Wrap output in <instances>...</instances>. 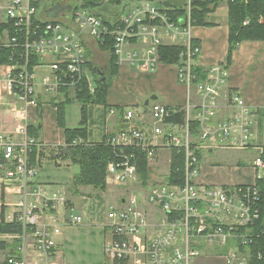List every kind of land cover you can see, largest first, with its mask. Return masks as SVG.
Returning <instances> with one entry per match:
<instances>
[{
    "label": "built area",
    "instance_id": "1",
    "mask_svg": "<svg viewBox=\"0 0 264 264\" xmlns=\"http://www.w3.org/2000/svg\"><path fill=\"white\" fill-rule=\"evenodd\" d=\"M35 1L0 3V23L8 25L0 30V50H9L8 62L0 63V91L10 92L15 98L14 107L20 111L30 103L37 106L40 91L53 100L64 99L66 95L72 98L77 86L84 82L93 92L95 77L85 47L88 39L99 44L104 37L111 36L118 64L126 63L142 70H150L160 62L158 46L171 44L185 48L182 61L177 63V77L189 89L194 88L195 99L187 100L183 108H171L158 101H151L145 107L152 119V134L160 136V143L148 144L143 131L130 123L106 140L120 148L116 158L107 164L106 181L111 178L117 184L137 182L135 154L128 149L144 152L149 163L156 146L162 145L183 150L184 184H169L164 178L163 183L150 187L144 196L130 194L122 199V206L112 208L105 237L108 260L112 264L120 259L126 260V264H248L253 241L251 225L259 216L257 181L233 186L193 181L199 167L196 151L215 147L247 149L252 144V133L249 107L237 89L230 90L226 98L230 114L217 118L227 78L226 62L213 64L206 70L204 80L193 83L190 66L196 64L200 47L198 43L192 44L190 0L186 16L176 20L167 7L148 0L135 3L112 28L80 7L69 11L65 23L54 19L39 21L35 17ZM218 1L228 4L236 0ZM253 18L264 24V14H260L246 17L242 25L249 24ZM32 56L38 63L30 66ZM38 66H45L48 71L38 73L35 70ZM177 113L182 114L181 123L167 122ZM133 115L134 109H127L124 119L129 121ZM166 122L169 126L164 129ZM192 123L198 124L196 136L192 134ZM21 133L20 142L0 134L1 190L15 196L11 203L15 210L5 221L22 226L17 235L21 239L19 254L10 255L6 263L57 264L53 237L60 232L61 225L79 223L81 216L71 213L58 224L52 210L55 204L64 205L65 198L62 194L48 195L35 182L39 165L30 166L28 154L36 141L27 135L26 125ZM258 151L253 164L260 179L264 178V147H258ZM149 205L158 211L156 217L162 228L145 235L150 224ZM10 236L11 240L15 237Z\"/></svg>",
    "mask_w": 264,
    "mask_h": 264
},
{
    "label": "crops",
    "instance_id": "2",
    "mask_svg": "<svg viewBox=\"0 0 264 264\" xmlns=\"http://www.w3.org/2000/svg\"><path fill=\"white\" fill-rule=\"evenodd\" d=\"M5 0H0L2 4ZM106 0H51L49 8L44 11V18L39 21L50 19L57 20L63 16L69 20V11L75 2L83 4L86 2H103ZM58 2L61 9L58 13L52 10V5ZM38 9V7H37ZM55 15H51L54 14ZM208 25H192L191 38L199 44L200 52L195 61L196 64L207 70L210 66L220 62H226L228 51V6L225 3L219 5L207 15ZM86 51L89 48L90 56L88 64L92 73L95 74L94 67L102 71L107 66V58L102 57L99 44L92 39L86 40ZM98 55L102 57V62H95ZM45 66L36 67V72H47ZM177 64H165L159 62L150 70H142L138 66L118 64L117 74L112 78L106 95L108 107L102 104L90 103L87 105V141L99 142L107 135H114L124 129L129 123L143 131L145 141L148 144L153 142L160 143V136L152 134L153 123L144 104L145 100L151 96H156L158 101L171 108H183L187 100L195 99L194 88L190 89L187 85L179 82L177 77ZM97 75V74H96ZM237 89L248 105L250 110V131L252 133V144L247 149H235L230 147H215L201 149V159L197 173L193 177L196 184H217V185H246L252 184L257 179V168L253 161L258 155V147H264V40H244L240 42L233 51L231 60L227 65V78L222 90L221 106L217 113V118H223L230 114L231 109L226 104L228 92ZM38 91H40L38 89ZM9 104L7 110L15 115L13 125L0 124V134L12 138L15 142L23 139L21 131L23 127L31 122L38 127L39 139L43 146H57L64 144V132L57 125V111L52 104L53 99L49 95L42 94L40 91L37 101L41 102V116L38 117L37 106L34 103L28 104L24 111L15 108V98L10 92H4ZM62 100V99H61ZM73 102V101H72ZM71 104V103H69ZM75 109L77 119L70 122L66 113L65 123L69 128L77 127L74 122L80 120V103ZM133 108L134 115L131 120L124 119V112ZM1 112L5 111L0 109ZM142 110H144L142 112ZM77 111V112H76ZM77 120V121H76ZM167 122H171L168 121ZM164 123V129L169 124ZM175 123V122H172ZM170 147L157 145L155 156L149 161L150 178L146 185L148 188L154 185L159 174L164 181L169 171V156L159 155V150ZM237 156V157H236ZM237 158V159H233ZM71 164L55 162L48 158L41 159L39 170L35 182L39 184L48 195L52 193L62 194L65 204L60 206L55 204L52 210L56 216L58 209L65 211L63 220L71 213L79 214L81 221L76 224H63L58 234L53 239L56 243L55 259L57 264H112L105 253V237L111 219L109 212L112 208L122 206V199L133 194L134 186L130 184H117L111 178L107 179V189L105 191L96 190L92 186H79L78 194H71L70 186L73 176L70 174L61 175L62 172H69ZM77 166V165H76ZM47 171L49 177L42 176L41 172ZM0 175L2 173L0 172ZM44 177V178H43ZM145 186V187H146ZM0 181V211L1 203H4L5 218L12 214L15 207L11 204L15 196L11 193H4V201L1 199ZM140 189L145 187L140 186ZM128 194V195H127ZM135 194L143 195L138 192ZM150 224L148 234L151 231L157 233L155 225L151 220L158 223L156 217L158 211L153 205H149ZM154 234V233H152ZM11 236L1 234L0 240L10 242ZM34 255L33 252H30ZM12 255L9 249L0 250V264L6 263V259Z\"/></svg>",
    "mask_w": 264,
    "mask_h": 264
},
{
    "label": "trees",
    "instance_id": "3",
    "mask_svg": "<svg viewBox=\"0 0 264 264\" xmlns=\"http://www.w3.org/2000/svg\"><path fill=\"white\" fill-rule=\"evenodd\" d=\"M41 1L51 0H36L33 5L38 7ZM121 0H106L103 2H86L79 4L75 2L71 8H85L92 14L100 17L110 28L119 23V18L123 12V7H119ZM188 3V2H187ZM166 3L162 6L169 8L172 19L186 16V6ZM218 0H190V18L192 25H208L207 15L212 12L218 5ZM228 6V51L226 63L229 64L233 51L237 45L244 40H264V24H259L253 18L249 24L242 25V21L246 17H256L264 14V0H248L246 3L236 0L229 2ZM33 21L36 19L33 18ZM8 25L0 23V30ZM192 44H197L192 40ZM100 50L108 54L107 66H105L106 79L102 80L95 75V86L93 92H90L86 83H81L75 90L74 97L66 95L62 100H51L57 111V125L63 129L64 144L57 146H43L39 139L38 127L35 124L26 125V133L33 137L36 144L31 147L28 154L30 166L40 165L41 159L48 158L55 162L56 165L68 163L78 166V172L73 176L70 189L75 194L80 193L78 187L89 185L96 190L105 191L107 189V164L116 158L120 148L113 147L106 143L107 137L99 142L87 141V105L90 103L102 104L108 107L106 103V95L112 78L118 71V57L114 53L113 39L111 36H106L99 43ZM159 61L165 64H177L182 61V54L185 48L181 45L162 44L158 46ZM9 50H0V63L8 62ZM38 63L35 56L31 57L30 66ZM90 67V64H89ZM190 72L193 75V83L200 82L206 78V70L198 64L190 66ZM80 103V120L77 127L69 128L65 124V105L72 101ZM38 117L41 116V102H37ZM168 121L181 123L183 118L181 113L170 116ZM198 124L192 123V134L197 135ZM135 154V163L138 180L145 187L150 178V166L144 152L129 148ZM197 160L201 158L200 151H196ZM2 161V158H0ZM169 184L183 185L185 180V156L182 149L170 148V163L169 171L165 177ZM260 186L259 200L256 207L259 210V216L251 225V233L253 241L250 244V259L248 264H264V178L256 180ZM2 202L4 200V192L1 191ZM201 207V205H199ZM4 205L1 204L0 211V235L8 234L15 235L10 241L0 240V250L9 249L12 254H19L18 247L21 244V239L17 236L22 231V226L17 222H6L4 215ZM242 230V229H241ZM113 264H126V260H115Z\"/></svg>",
    "mask_w": 264,
    "mask_h": 264
},
{
    "label": "rangeland",
    "instance_id": "4",
    "mask_svg": "<svg viewBox=\"0 0 264 264\" xmlns=\"http://www.w3.org/2000/svg\"><path fill=\"white\" fill-rule=\"evenodd\" d=\"M61 1H63V0H61ZM143 1H145V0H121L120 1V4H119V7H123L124 8L123 9V12H122V13H124L133 4H135V3H141ZM148 1L154 2V3H156V4L160 5V6H162V5L166 4V3H172V4L173 3L174 4L177 3V5H183L184 3H187L188 2V0H148ZM49 5H50V2H48V1H41L39 3V5H38V9H37V11L35 13V17L38 18V19H43L44 18V11L49 8ZM57 20L60 21V22H62V23H65L66 22V19H64L63 16L58 17ZM100 51L102 52L101 53L102 54V57L105 56V59H106L107 58V54L104 53L103 50H100ZM86 55L87 56H90L89 48H87ZM102 57L100 55H98V58L96 57L94 61L97 62V63H101L102 62ZM124 64H126V63H124ZM78 103L79 102L75 100V101L71 102V104L68 103V104L65 105V118H66V113H67L70 122H73V121H75V119H77V114L75 113V109L79 106ZM8 104H9V101H8L7 97L5 96V93L0 91V109H4L5 108V111H2L1 112V110H0V124L2 126H4V123L13 125V122H14L15 115L13 113H11L10 110H7L6 107H8ZM77 124H78L77 122H74L73 125H77ZM159 151H160L159 152V155L160 156H163V157H164V155L169 156L170 150L168 148L167 149L162 148ZM233 159H237V158H233ZM77 172H78V166L73 165V166H71V169L69 170V172H62L60 174L61 175H65V174L68 173V174L74 176ZM41 175L42 176L49 177L50 174L47 171H45V172H41ZM163 175H164L163 172H161L159 174V177H158L157 181L154 183V185L163 183V180H161L162 179L161 176H163ZM133 186L135 188L134 191H133V193L140 192V193H142V194L145 195L148 192V190H149V188L147 186L144 189H140L141 188L140 186H142V185H141V183H140L139 180H137V182H133ZM70 192H71V194H75V192H73L72 189H70ZM59 209H58V215H57L58 224H60L61 221L64 219L63 216L65 214V211L64 212H61ZM151 223H153L155 225L156 229H159V226H158V223L159 222L158 223H155L154 221L151 220ZM61 226H63V225H61ZM61 226H60V229H61ZM148 228H149V226L145 230V235L148 234ZM152 233H155V231H151V229H150V233L149 234H152ZM11 238L12 237L8 238V240H11Z\"/></svg>",
    "mask_w": 264,
    "mask_h": 264
},
{
    "label": "water",
    "instance_id": "5",
    "mask_svg": "<svg viewBox=\"0 0 264 264\" xmlns=\"http://www.w3.org/2000/svg\"><path fill=\"white\" fill-rule=\"evenodd\" d=\"M52 10L53 11H56L55 13H58V9H61V6L59 5L58 2H55L53 5H52ZM54 14H51V15H55ZM94 71L96 72L97 76H99L102 80H105L106 79V75H105V72L102 71L100 68H97V67H94ZM156 99V96H151L149 98H147L144 102L145 105H148L149 104V101L150 100H154ZM31 124V122H28V125Z\"/></svg>",
    "mask_w": 264,
    "mask_h": 264
}]
</instances>
